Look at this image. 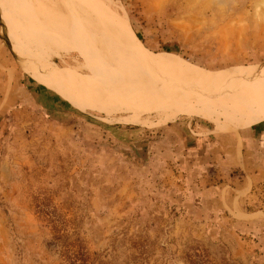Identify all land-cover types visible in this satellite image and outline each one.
I'll return each instance as SVG.
<instances>
[{
  "label": "rangeland",
  "instance_id": "rangeland-1",
  "mask_svg": "<svg viewBox=\"0 0 264 264\" xmlns=\"http://www.w3.org/2000/svg\"><path fill=\"white\" fill-rule=\"evenodd\" d=\"M18 2L0 264H264V93L232 101L264 81V0H42L55 21Z\"/></svg>",
  "mask_w": 264,
  "mask_h": 264
},
{
  "label": "bare ground",
  "instance_id": "bare-ground-1",
  "mask_svg": "<svg viewBox=\"0 0 264 264\" xmlns=\"http://www.w3.org/2000/svg\"><path fill=\"white\" fill-rule=\"evenodd\" d=\"M35 1V3H36V6H37V8H38V10H39V12H40V14L42 13V11H44L45 12V14H44V16H45V18L44 19H46V21H49V20H53V21H55L56 19H55V17H53L52 16V14L47 10V6H45L44 8H43V4H42V0H34ZM11 2H12V4H13V8L15 9H19V8H21V6H20V3L18 2V0H11ZM117 10V9H116ZM123 11V10H122ZM19 12V11H18ZM17 13V12H16ZM21 13V12H20ZM119 13V12H118ZM17 16H19V15H17ZM14 18H17V17H14ZM18 18H20V16L18 17ZM122 22V25H121V30L122 31H125L129 36H130V32H134V31H132V28H131V26L129 25V23H128V21H127V19H126V21H121ZM61 23V22H60ZM21 24V23H20ZM43 24V23H42ZM19 25V24H18ZM46 25V24H45ZM118 25V24H117ZM119 25V26H120ZM22 27V26H21ZM63 27H64V25H63ZM65 27H67L66 25H65ZM69 29V28H68ZM46 30V29H45ZM71 30H72V28L70 29V32H71ZM50 31V30H49ZM74 31V28H73V30H72V32ZM122 31H120V32H122ZM23 32V31H22ZM118 32H119V30H118ZM119 32V33H120ZM50 34V33H49ZM124 34V33H123ZM122 34V35H123ZM134 34V33H133ZM24 35H25V32H24ZM28 36H29V34H27ZM35 35L37 36L38 34H37V32L35 33ZM47 35V34H46ZM27 36V37H28ZM52 36V35H51ZM135 37H136V35H134ZM26 37V38H27ZM47 37V36H46ZM29 38H30V36H29ZM48 38V37H47ZM137 38V37H136ZM37 42L36 43H38V39L36 40ZM40 42V41H39ZM41 45L42 44H37L36 46H40L41 47ZM121 61H123V60H118V62H120L121 63ZM125 61H123V63H124ZM127 64H125V66H124V68H125V70L124 71H126V73H129L130 75L132 74L131 72H132V67H133V70H136V68L134 67V65H132L131 63H129V62H126ZM122 66V67H123ZM56 68V67H55ZM191 68V67H190ZM59 69V68H58ZM47 70V72L50 74V75H52L53 77H54V79L56 80V81H58L60 84H62L65 80H66V78H68V77H65V75H64V73H62L61 71H59V70H57V68L56 69H54V70H48V69H46ZM260 80V79H259ZM245 81V80H244ZM261 81V80H260ZM263 81V80H262ZM228 82V81H227ZM249 82V81H248ZM264 82V81H263ZM263 82H261V83H263ZM118 83V82H117ZM250 83V82H249ZM261 83H257V82H255V83H253V85H248V84H245L246 86H245V88L242 90L241 89V91L239 90L237 93H233V98H232V101L234 102L235 100H237L238 99V96H248V95H253V94H256V93H259V92H263L264 93V85H262ZM229 87V86H228ZM230 87H231V85H230ZM72 92V94H73V97H75V99L76 100H78V101H80L81 103H82V105H85V104H87V103H89L85 98H83L79 93H76V92H74V91H71ZM236 92V91H235ZM214 95V94H213ZM231 100V99H230ZM150 101H151V99H150ZM183 102V101H182ZM211 102V101H210ZM214 102V101H213ZM156 103V102H155ZM151 104V103H150ZM157 104V103H156ZM210 104V103H209ZM186 105V104H185ZM95 106H97V105H95ZM199 106H201V108L202 107H206L207 106V104L206 103H201ZM92 107V106H91ZM94 107V106H93ZM98 107V106H97ZM176 107V109H177V107L178 106H175ZM191 107V106H190ZM181 108L182 107H180V110H181ZM199 107H197L196 109H198ZM94 109H96V108H94ZM98 109H99V107H98ZM97 109V110H98ZM183 109V108H182ZM190 110V109H189ZM188 111V110H187Z\"/></svg>",
  "mask_w": 264,
  "mask_h": 264
}]
</instances>
